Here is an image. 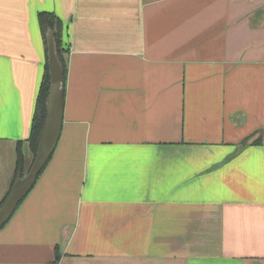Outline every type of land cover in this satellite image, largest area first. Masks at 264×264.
<instances>
[{
    "label": "crops",
    "instance_id": "1",
    "mask_svg": "<svg viewBox=\"0 0 264 264\" xmlns=\"http://www.w3.org/2000/svg\"><path fill=\"white\" fill-rule=\"evenodd\" d=\"M43 10L62 129L0 264H264V0H0V200L17 141L32 160Z\"/></svg>",
    "mask_w": 264,
    "mask_h": 264
},
{
    "label": "water",
    "instance_id": "2",
    "mask_svg": "<svg viewBox=\"0 0 264 264\" xmlns=\"http://www.w3.org/2000/svg\"><path fill=\"white\" fill-rule=\"evenodd\" d=\"M45 40L49 73V87L45 98V119L33 161L22 176L16 177L6 199L0 205V228L10 219L20 201L24 199L36 183L40 171L56 148L62 129L65 88L63 67L57 54L54 32L51 29L46 31ZM254 140L256 139L249 138L247 145Z\"/></svg>",
    "mask_w": 264,
    "mask_h": 264
},
{
    "label": "trees",
    "instance_id": "3",
    "mask_svg": "<svg viewBox=\"0 0 264 264\" xmlns=\"http://www.w3.org/2000/svg\"><path fill=\"white\" fill-rule=\"evenodd\" d=\"M37 20H38V25H39L40 32L42 34L43 41H44L45 61H44L41 82H40L36 100H35V106H34V112H33L32 120H31L30 132L27 138L28 148L32 154L31 162L33 161L35 157L38 138L40 135V131H41L44 119H45V98H46L48 87H49V73H48V67H47V47H46V40H45V34L48 29H51L54 32L57 54L62 63L64 79L66 78L68 54H69V42L67 40L68 26L59 17H57L53 12L45 11V10L39 11L37 13ZM248 139L249 137L246 138L244 141H242L243 142L242 146L247 145ZM253 143H257V139L254 140L251 144ZM22 144H23L22 141L16 142L15 166H14L13 177H12L9 189L11 188L16 177L19 175L22 176L29 168V167L26 168L25 166V157H24V152L22 149ZM46 165L42 168L39 175L42 173ZM8 192L9 190L0 200V205L6 199ZM21 202L22 201H20V203Z\"/></svg>",
    "mask_w": 264,
    "mask_h": 264
}]
</instances>
